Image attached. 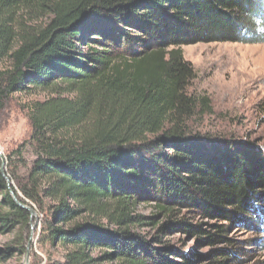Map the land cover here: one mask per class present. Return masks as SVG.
I'll use <instances>...</instances> for the list:
<instances>
[{
	"label": "trees",
	"instance_id": "obj_1",
	"mask_svg": "<svg viewBox=\"0 0 264 264\" xmlns=\"http://www.w3.org/2000/svg\"><path fill=\"white\" fill-rule=\"evenodd\" d=\"M212 42L263 43L264 0H0V115L14 94H47L31 103L30 135L4 156L5 171L0 157L11 255L30 236L20 204L41 215L39 245L64 250L48 264L245 255L227 233L233 224L264 231V148L197 128L213 110L189 92L195 73L181 48ZM26 148L34 159L20 173ZM146 202L151 215L136 210ZM145 225L156 236L134 231ZM175 235L227 246L201 257Z\"/></svg>",
	"mask_w": 264,
	"mask_h": 264
},
{
	"label": "rangeland",
	"instance_id": "obj_2",
	"mask_svg": "<svg viewBox=\"0 0 264 264\" xmlns=\"http://www.w3.org/2000/svg\"><path fill=\"white\" fill-rule=\"evenodd\" d=\"M181 49L184 59L192 65L195 73L189 92L195 96H207L213 110L212 114L206 115L197 125L200 132L212 137L250 141L255 146L264 148V42L196 43L184 45ZM46 97L47 94L43 92L14 94L4 113L0 115V154L4 160L3 171L6 164L4 156L16 149L30 135L28 109L31 103ZM23 158L26 160V166L18 167L20 173H24L34 159L31 148L23 150ZM7 179L6 177V181ZM7 182L9 186V180ZM136 210L140 214L151 215L152 203H141ZM34 211L35 216L31 218L30 236L24 254L11 255L13 253L8 252V249L13 246L14 234H0V264H24L27 250L28 264L34 259L38 264H48L46 258L50 255L52 259H61L64 251L61 247L39 245L37 235L41 229V215ZM134 231L147 240L156 236L157 232L156 227L150 225ZM227 236L240 242L239 245L245 254L233 264H264V245H259L257 241L264 240L262 225L254 228L233 224ZM171 239L183 244L184 250H194L201 257L227 246L224 242L208 245L198 238L185 235H175ZM94 254H98V251Z\"/></svg>",
	"mask_w": 264,
	"mask_h": 264
},
{
	"label": "water",
	"instance_id": "obj_3",
	"mask_svg": "<svg viewBox=\"0 0 264 264\" xmlns=\"http://www.w3.org/2000/svg\"><path fill=\"white\" fill-rule=\"evenodd\" d=\"M0 157H1V159L3 160V157L1 156V154H0ZM2 165H3L2 169H4V160H3ZM7 181H8V179H7ZM11 193H12V192H11ZM15 200H16V199H15ZM20 205H21V207L25 208V209L30 213V218H32L33 216H35V211H34L32 208H30V207H28V206H25V205H23V204H20ZM24 264H28V250H27V252H26V254H25Z\"/></svg>",
	"mask_w": 264,
	"mask_h": 264
},
{
	"label": "built area",
	"instance_id": "obj_4",
	"mask_svg": "<svg viewBox=\"0 0 264 264\" xmlns=\"http://www.w3.org/2000/svg\"><path fill=\"white\" fill-rule=\"evenodd\" d=\"M13 198L15 199V196L12 194Z\"/></svg>",
	"mask_w": 264,
	"mask_h": 264
}]
</instances>
